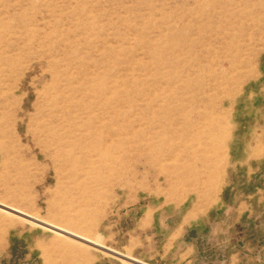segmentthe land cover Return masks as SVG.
<instances>
[{
	"label": "rangeland",
	"instance_id": "1",
	"mask_svg": "<svg viewBox=\"0 0 264 264\" xmlns=\"http://www.w3.org/2000/svg\"><path fill=\"white\" fill-rule=\"evenodd\" d=\"M262 53L264 0H0V264H264Z\"/></svg>",
	"mask_w": 264,
	"mask_h": 264
},
{
	"label": "snow or ice",
	"instance_id": "2",
	"mask_svg": "<svg viewBox=\"0 0 264 264\" xmlns=\"http://www.w3.org/2000/svg\"><path fill=\"white\" fill-rule=\"evenodd\" d=\"M256 64V75L252 78V81L258 78L261 85H264V53L260 54L255 60ZM24 134L23 127H21V135Z\"/></svg>",
	"mask_w": 264,
	"mask_h": 264
},
{
	"label": "bare ground",
	"instance_id": "3",
	"mask_svg": "<svg viewBox=\"0 0 264 264\" xmlns=\"http://www.w3.org/2000/svg\"><path fill=\"white\" fill-rule=\"evenodd\" d=\"M219 139H220V137H219ZM221 147V146H220Z\"/></svg>",
	"mask_w": 264,
	"mask_h": 264
}]
</instances>
